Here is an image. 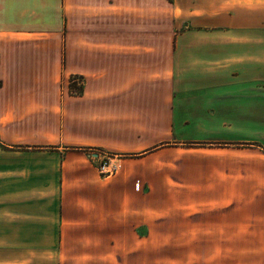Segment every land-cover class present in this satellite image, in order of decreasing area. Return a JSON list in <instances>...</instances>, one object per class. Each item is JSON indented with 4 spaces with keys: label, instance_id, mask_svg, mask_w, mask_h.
I'll use <instances>...</instances> for the list:
<instances>
[{
    "label": "crops",
    "instance_id": "obj_1",
    "mask_svg": "<svg viewBox=\"0 0 264 264\" xmlns=\"http://www.w3.org/2000/svg\"><path fill=\"white\" fill-rule=\"evenodd\" d=\"M165 9L0 0V264H264V0ZM197 86L222 143L188 149L214 168L157 199L155 115Z\"/></svg>",
    "mask_w": 264,
    "mask_h": 264
},
{
    "label": "rangeland",
    "instance_id": "obj_2",
    "mask_svg": "<svg viewBox=\"0 0 264 264\" xmlns=\"http://www.w3.org/2000/svg\"><path fill=\"white\" fill-rule=\"evenodd\" d=\"M170 1L158 0L160 13L164 16H167L165 8L168 7ZM70 17L71 10L68 9L66 10L65 21L69 32ZM199 89L201 87L197 86V91L192 97L174 96L172 105L167 107L166 111L161 109L155 115V158L143 160L141 164L145 171L143 191L144 193L149 192L150 182L152 178H155V196L157 199L165 195L169 187H175L178 191L183 189L185 177L190 175L194 177L199 171L201 161L204 172H208L211 165L214 168L211 163L216 161L215 151L188 149L189 145L196 148L201 145L216 146L222 143L217 139L214 106L205 104L204 92ZM104 157L102 155V158ZM109 158L111 157L109 156ZM111 163L120 168L118 161L114 160ZM97 164H95V168ZM135 186L137 189L140 188L137 183ZM166 206L167 202L163 200L155 201V209L156 207L164 209ZM161 231L165 232L166 226H162ZM162 252L166 256V249ZM159 262L166 264V257L160 258L155 264H159Z\"/></svg>",
    "mask_w": 264,
    "mask_h": 264
},
{
    "label": "built area",
    "instance_id": "obj_3",
    "mask_svg": "<svg viewBox=\"0 0 264 264\" xmlns=\"http://www.w3.org/2000/svg\"><path fill=\"white\" fill-rule=\"evenodd\" d=\"M82 85V80L78 77H71L68 81V92L72 96H77L80 94V89ZM104 158H102L96 168L98 173L103 177H112L118 172V166L116 164H112L109 156L104 154Z\"/></svg>",
    "mask_w": 264,
    "mask_h": 264
},
{
    "label": "trees",
    "instance_id": "obj_4",
    "mask_svg": "<svg viewBox=\"0 0 264 264\" xmlns=\"http://www.w3.org/2000/svg\"><path fill=\"white\" fill-rule=\"evenodd\" d=\"M80 92H81V90H80Z\"/></svg>",
    "mask_w": 264,
    "mask_h": 264
}]
</instances>
